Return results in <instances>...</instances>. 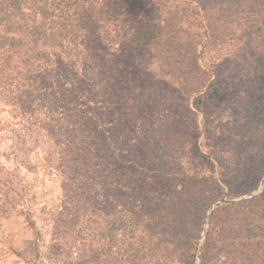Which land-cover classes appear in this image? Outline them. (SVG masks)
<instances>
[{
    "label": "trees",
    "instance_id": "trees-1",
    "mask_svg": "<svg viewBox=\"0 0 264 264\" xmlns=\"http://www.w3.org/2000/svg\"><path fill=\"white\" fill-rule=\"evenodd\" d=\"M262 62L264 0H0V103L13 125L2 124L0 134L30 143L26 161L16 164L57 176L75 207L61 209L66 216L50 253H80L86 257L80 264L102 255L106 264H182L186 249L184 262L194 264L210 205L225 191L236 198L257 189L234 192L201 153L209 148L200 137L207 143L224 133L210 136L209 123L233 121L230 136L237 134L243 148L233 178L243 180L248 167L264 174V157L249 155L256 127L264 125ZM240 67L244 75H236ZM162 90H172L185 110L175 133L184 136L170 130L174 122L163 124L175 157L154 168L151 149L165 145L156 136L145 146L143 128ZM189 97H198L204 132ZM143 168L154 179L147 185L129 178ZM156 182L173 194L148 192ZM10 184L6 177L3 186ZM205 184L212 187L200 189ZM8 197L0 189V211L14 201ZM208 244L200 264H208Z\"/></svg>",
    "mask_w": 264,
    "mask_h": 264
},
{
    "label": "rangeland",
    "instance_id": "rangeland-1",
    "mask_svg": "<svg viewBox=\"0 0 264 264\" xmlns=\"http://www.w3.org/2000/svg\"><path fill=\"white\" fill-rule=\"evenodd\" d=\"M225 54H227V52L223 53L220 58ZM262 68H264L263 62L260 64V69ZM244 74V67H240L239 70L236 71V75ZM128 98L135 99L136 94H129ZM187 99L188 108L198 116L197 123L199 130L203 131L200 124L202 116L197 110V108H199V110L201 108V106L198 105V97H189ZM154 100L151 106V103H149L150 111L152 110L150 121H148L147 125L143 128V132L145 131V136H147L145 146H147V142L151 143V141H149L151 138L156 136L157 140H155V142H157L158 145H165V148L151 149L153 150V154L151 159H149V166L153 164V167L157 168L155 164L158 161L165 163L168 162L167 160H169L170 157H175L172 153L175 149L168 150L166 148V142H168V140L171 141L174 137L168 138V135H162L164 130L163 124L174 122L175 124H173L170 130L175 135L177 132L176 127H181L179 122L185 110H183L182 107L178 108L181 102L175 98V93H173L172 90H162ZM205 112L210 115L214 111L212 107L207 106ZM152 113L154 117H152ZM166 116H168L167 119ZM214 118L215 117H213L212 120H214ZM4 123H7L9 126L11 120L7 108L0 103V126ZM152 124H156L155 126L158 127H155V129L158 130L157 133H151L148 129L154 126ZM224 125H226L225 128H222ZM10 126L12 127L13 125ZM209 127L212 129V131L208 133L210 136L215 134V131L219 133L224 131V133L212 139L209 137L210 140L207 141V143L204 142L205 140L202 141L200 137L201 142L207 144L206 148H209L205 151H201V153L204 156L211 157V162L214 164L213 166L217 170L220 169L225 173L230 179L231 190L234 192H239L244 188H250L255 185L257 189L250 194H245L236 198L228 196L225 191L221 200H216L210 205L205 215V223L197 246L194 264H200V248L205 240H208V247L211 251L208 264H264V174L259 175V173H256L257 170L255 171L256 168L250 169V167H248L247 170L249 175L245 177L244 175H240V178H243V180L238 181L237 178H233L238 170L235 165L237 162L236 159H239L238 157L243 150L241 144L237 142V134L233 138L230 136L234 131L233 121L231 122V118H225L223 124L219 122L209 123ZM256 130L260 135L256 137L257 142L253 141V143H250L249 155L254 156V158L261 162L264 157V139H262L264 138V125L260 124L259 127H256ZM2 132L0 134V165H3L6 170L0 171V189H2L3 192H8V199L13 197L14 201L5 204L4 208L0 211V264L82 263L86 257H82L80 253L72 251V253L67 255L66 253H50L49 250L52 239L56 237L58 240L56 228L58 226L59 228L62 227V223L60 222L61 220L64 221V217L66 216V214L63 216L60 214L61 209L67 207L73 210L75 208L72 205L73 201L65 197L60 186L59 178L57 176H49L47 173H42L40 171L29 170L27 172L23 167H19L16 163L26 161L25 153L22 152H25L24 148L30 147V143L25 142L23 144L20 140H11L10 134L5 133V131ZM175 136L176 138H182L181 136L184 135ZM258 139H260V141ZM17 148L21 149L19 153L17 152L18 154L16 153L17 156H10L13 150ZM198 161H201V159ZM145 172L143 168V171H140L138 174L129 173V178L131 176H137L141 183L145 182L147 185L151 182L152 178L150 179ZM6 177L11 180L10 185L12 190H8V186H3V180ZM20 179H24V181L17 185V180ZM153 180L154 179H152V181ZM164 184L156 182L158 188H149L148 192L156 190L159 194H161V192L169 196L173 194V190L170 189L169 184H166L167 187H165ZM211 187L212 185L209 186L205 184L201 186L200 189L209 190ZM217 208H221L222 210L212 217V213L215 212ZM187 213L188 212L184 213L186 214V218H190ZM189 224H191V226L194 225L192 221H190ZM245 227H249L250 230H253L251 236L244 231ZM191 228L194 230L196 229V227ZM60 244L63 245L64 243L60 242ZM60 251L63 252V250ZM182 254H186L181 260L182 264H193L188 260H186V263L184 262V259L189 256L186 249L181 253V256ZM86 256L88 257V255ZM103 258L102 255L100 260H94L87 264H106V262L102 261ZM87 260L90 261V258L88 257Z\"/></svg>",
    "mask_w": 264,
    "mask_h": 264
}]
</instances>
